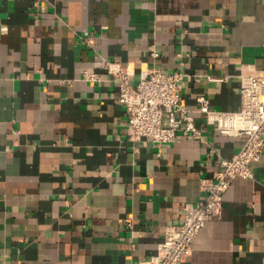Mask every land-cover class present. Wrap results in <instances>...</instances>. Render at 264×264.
<instances>
[{"label":"crops","instance_id":"1","mask_svg":"<svg viewBox=\"0 0 264 264\" xmlns=\"http://www.w3.org/2000/svg\"><path fill=\"white\" fill-rule=\"evenodd\" d=\"M152 47L158 56L152 54ZM113 62L180 70L202 131L134 137ZM264 71V0H0V264H139L232 156L200 111L241 108ZM179 264H264V151ZM133 218L129 226L126 217Z\"/></svg>","mask_w":264,"mask_h":264},{"label":"built area","instance_id":"2","mask_svg":"<svg viewBox=\"0 0 264 264\" xmlns=\"http://www.w3.org/2000/svg\"><path fill=\"white\" fill-rule=\"evenodd\" d=\"M152 54L159 52L152 47ZM119 85L118 100L125 105L127 123L134 137L147 136L156 143L175 141L182 135L201 138L202 131L182 99L185 74L180 70L166 71L154 66L144 72L137 84L130 81L131 71L107 62ZM239 110L227 111L211 106L206 95L199 97L200 111L209 122L215 123L226 135L242 137L240 148L230 157L220 160V168L213 176H203V197L184 205L180 223L166 226L158 252L139 264H179L192 251L193 243L209 219L220 217L223 194L237 177H251L252 164L264 151V71L243 73ZM129 226L133 218L126 217Z\"/></svg>","mask_w":264,"mask_h":264}]
</instances>
